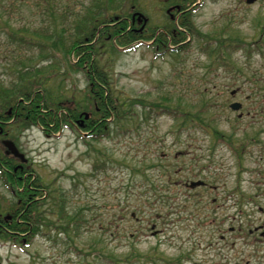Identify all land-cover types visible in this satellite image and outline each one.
<instances>
[{
	"label": "rangeland",
	"instance_id": "rangeland-1",
	"mask_svg": "<svg viewBox=\"0 0 264 264\" xmlns=\"http://www.w3.org/2000/svg\"><path fill=\"white\" fill-rule=\"evenodd\" d=\"M95 1L0 0V87L38 68L50 100L91 113L88 71L31 31L51 24L68 38ZM122 1L108 14L141 13L140 33L184 37L159 56L151 39L132 51L96 43L91 65L117 108L101 133L8 125L1 140L43 186L44 225L28 246L0 238V264H264V0L188 1L181 14V0ZM18 200L0 176V211Z\"/></svg>",
	"mask_w": 264,
	"mask_h": 264
},
{
	"label": "trees",
	"instance_id": "trees-1",
	"mask_svg": "<svg viewBox=\"0 0 264 264\" xmlns=\"http://www.w3.org/2000/svg\"><path fill=\"white\" fill-rule=\"evenodd\" d=\"M181 1L179 6L182 10L187 8L186 2L189 1L188 7L195 3L194 0ZM95 3V6L88 7L78 20L74 19L75 23L71 30L74 32L68 38L59 33L51 24L48 27L33 30L34 32L31 31V34L34 33L33 36H40L49 41L48 44L38 41L39 44L42 43L47 47L61 46L67 56L76 58L75 62L70 63L71 67L88 71V73L86 71L87 77L91 82L89 104L94 107L86 123L82 121L83 118L85 119V116H82L83 112H79L74 102L50 100L47 92L42 90V81L39 82V79H36V75L40 73L38 68L25 70L20 73L18 79L11 81L7 86L0 87V176L19 199L9 208L8 213L3 214V211H0V238H10L20 246L30 245L37 234L42 233L44 218L41 212L43 206L41 196L44 193L41 190L43 186L39 185V181L33 174H28L29 171L24 166L25 164L17 167L15 161L21 162V160L6 153L1 138L7 136L8 125L13 122L38 125L46 132L48 131L47 133L57 134L65 128H73L83 123L85 126L82 125V130L89 131L90 136L95 135L96 132L101 133L107 126V123H100L101 119L114 115L117 108L107 86V77L98 70L97 66L93 63L91 65L96 43L104 36H110L117 46L126 51H132L143 45L146 40L151 39L156 48L155 53L159 56L167 51L173 52V44L177 45L184 37V35L176 36L173 26L154 34L140 33L133 28L134 25L127 16L116 13L108 14L109 11L120 10L124 1L119 6H115L114 0H96ZM65 16L69 17L67 11H65ZM189 21L182 20L180 26L183 30L190 27L191 22ZM19 31L23 32L17 34L22 45L33 46V38L26 35L29 30L20 28ZM183 33V31L180 32V34ZM50 78L51 76H48L46 80ZM16 167L17 170H15ZM113 259L111 255L108 261H113Z\"/></svg>",
	"mask_w": 264,
	"mask_h": 264
},
{
	"label": "water",
	"instance_id": "water-1",
	"mask_svg": "<svg viewBox=\"0 0 264 264\" xmlns=\"http://www.w3.org/2000/svg\"><path fill=\"white\" fill-rule=\"evenodd\" d=\"M257 0H246V2L248 4H252V3H255ZM139 16V19L140 20H143L144 21V24H143V27L142 29L146 26L147 22H148V19L143 15V14H139V13H135L134 16ZM230 107L233 109V110H239L241 109L242 107V104L240 102H233ZM85 116L86 118H89V113H85ZM3 145L6 147V153L8 155H13L19 159H21L22 162H26L27 159L25 158V155L20 152V150L18 149L17 145L15 144L14 141L10 140V139H5L2 141ZM205 182L202 181V180H198V181H192L189 186L191 188H195L197 186H201V185H204Z\"/></svg>",
	"mask_w": 264,
	"mask_h": 264
},
{
	"label": "flooded vegetation",
	"instance_id": "flooded-vegetation-1",
	"mask_svg": "<svg viewBox=\"0 0 264 264\" xmlns=\"http://www.w3.org/2000/svg\"><path fill=\"white\" fill-rule=\"evenodd\" d=\"M177 8L180 10V6H179V5H177ZM178 9H177V10H178ZM182 12H183V11L180 10L178 14H181ZM136 19H138V18H136L135 16L132 15V21L134 22ZM256 229H258V228H256ZM231 231H233V228H231ZM251 233H253V230H251ZM262 234L264 235V232H262ZM222 238L224 239L225 236L222 235Z\"/></svg>",
	"mask_w": 264,
	"mask_h": 264
}]
</instances>
